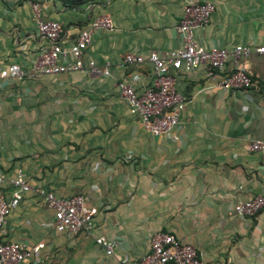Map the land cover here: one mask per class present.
Returning <instances> with one entry per match:
<instances>
[{"label":"crops","instance_id":"1","mask_svg":"<svg viewBox=\"0 0 264 264\" xmlns=\"http://www.w3.org/2000/svg\"><path fill=\"white\" fill-rule=\"evenodd\" d=\"M34 1L44 18L63 25L66 49L99 16L110 15L113 28L96 30L83 56L101 72L0 81V172L11 178L21 171L33 186L58 197L83 195L97 209L89 233H59L42 196L24 193L0 238L43 247L20 264H138L160 231L195 245L206 264H264V209L250 219L232 213L264 196V150L249 149L264 142V92L218 84L238 65L264 79V54L229 57L223 71L177 72V91L188 101L175 141L145 130L117 83L138 92L152 83L151 65H126L125 54L183 46L175 29L183 0H0V62L25 73L49 46L36 28ZM206 1L215 9L195 31L199 46H264V0ZM12 192L8 183L0 186L5 198ZM99 236L118 243L114 255L97 245Z\"/></svg>","mask_w":264,"mask_h":264},{"label":"built area","instance_id":"2","mask_svg":"<svg viewBox=\"0 0 264 264\" xmlns=\"http://www.w3.org/2000/svg\"><path fill=\"white\" fill-rule=\"evenodd\" d=\"M39 34L48 42V48L33 64L29 73H25L16 63L0 62V81L7 79L21 80L25 76H48L75 71L101 72L94 62L87 66L83 56L92 42L93 34L99 29H112L113 21L105 14L95 18L86 28L82 29L74 43L66 49L61 36L63 25L55 20L46 19L42 14L40 2L30 3ZM215 5L206 0H183V12L176 31L181 35L183 46L171 51L153 50L147 57L127 53L123 57L126 65H142L149 63L152 67V83L141 92L129 82L122 80L117 83L120 98L127 103L130 110L140 118L145 130L154 136H164L179 140L177 129L181 126V115L188 98L177 91L175 74L179 71L189 72L200 67L209 71H223L227 59L238 61L241 56L252 52L264 54V46L243 47L233 49L214 47L205 49L198 45L195 31L205 27L211 18ZM70 56L71 62H60L61 58ZM105 75L109 70L103 71ZM219 87L224 91L257 89L264 92V79L257 80L239 65L222 76ZM249 149L264 150V142L255 141ZM8 183L12 189L10 198L0 193V228L6 218L19 205L23 194L34 191L42 196L46 205L54 211V228L59 233L76 235L80 232L89 233L94 224L97 209L85 205L83 195L58 197L52 191L40 186H33L21 171L11 178L0 172V186ZM264 209V196H254L236 204L233 214L242 218L256 217ZM107 255H114L118 243L103 236L96 239ZM150 251L143 255L138 264H206L195 245L183 242L174 234L156 232L151 238ZM43 245L29 247L16 241H4L0 238V264H20L32 259L39 253Z\"/></svg>","mask_w":264,"mask_h":264},{"label":"trees","instance_id":"3","mask_svg":"<svg viewBox=\"0 0 264 264\" xmlns=\"http://www.w3.org/2000/svg\"><path fill=\"white\" fill-rule=\"evenodd\" d=\"M89 1H93V0H64V2L68 3L71 6L84 3V2H89Z\"/></svg>","mask_w":264,"mask_h":264}]
</instances>
